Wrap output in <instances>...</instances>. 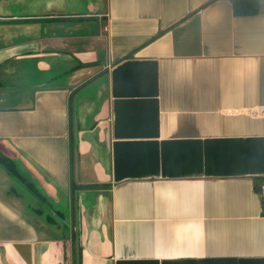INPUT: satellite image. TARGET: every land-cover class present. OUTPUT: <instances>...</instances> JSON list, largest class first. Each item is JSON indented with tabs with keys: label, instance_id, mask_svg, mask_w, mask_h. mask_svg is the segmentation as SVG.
Returning a JSON list of instances; mask_svg holds the SVG:
<instances>
[{
	"label": "crops",
	"instance_id": "crops-1",
	"mask_svg": "<svg viewBox=\"0 0 264 264\" xmlns=\"http://www.w3.org/2000/svg\"><path fill=\"white\" fill-rule=\"evenodd\" d=\"M30 3L0 6L33 18L0 43V141L33 187L98 188L80 198L76 254L0 171V264H264V114L249 113L264 109V0L247 15L231 0ZM63 16L86 17V35L55 34ZM70 116L98 163L78 183Z\"/></svg>",
	"mask_w": 264,
	"mask_h": 264
},
{
	"label": "flooded vegetation",
	"instance_id": "flooded-vegetation-1",
	"mask_svg": "<svg viewBox=\"0 0 264 264\" xmlns=\"http://www.w3.org/2000/svg\"><path fill=\"white\" fill-rule=\"evenodd\" d=\"M4 0H0V6H4L2 4ZM46 17H39V18H35L36 20H43ZM59 19H63V20H69L67 21L68 24L63 23H57L55 24V26L57 25L58 27H60V25H64V31H60L57 30L56 32L58 34H65V32L72 30L75 26H77V24H80L79 20L81 19H85L86 17L84 16H73V17H68V16H63V17H57ZM57 18H53V19H57ZM33 18H27V17H21V16H6V15H0V24H4V25H0V43L1 42H6L8 40H10V38H15L17 35H15V33L13 32L14 29H16V24L17 22L21 23L25 20H32ZM52 19V18H51ZM73 22V26L72 25ZM71 24V25H70ZM66 25V26H65ZM66 27V29H65ZM11 29V31H10ZM57 34V35H58ZM81 66H79V62L75 63V67L70 69L69 72H71L72 70H74L75 68H79ZM67 72V71H65ZM63 74V73H61ZM4 84V83H3ZM6 85V84H4ZM86 120L87 118L82 117L81 121L78 119H76V123H75V128H77L79 126V124L82 123V126L85 127L86 124ZM78 125V126H77ZM2 142V141H0ZM3 144V143H2ZM0 151L5 154L6 156H8V158L11 161V164H13V166L16 168L15 165L20 163L19 160V156L18 154H16V152L12 151L11 149L7 148L6 146L0 145ZM0 167L4 170L5 174L10 178H14L13 177V173L8 171L3 165L0 164ZM15 176V175H14ZM23 178V176L21 175V179ZM29 183H31L29 181ZM34 183V182H32ZM31 183V185H32ZM78 184H75L73 181H70V183L68 184L67 187H55L52 189H47L46 192L44 190V188H42L41 185H39L40 187H33L34 188V193H32V195H34L36 197L37 201H34L32 203L33 208H35L38 211L35 210H28L30 211L32 214H34L37 219L39 221L42 222L43 225L48 226L46 220H48V213L50 214V212L48 210L51 211L50 215H55L57 216L62 222L64 227H66V229L68 230V238H69V243L72 245L73 250L76 251V248H78L79 250V242L77 240L78 237V232L77 230H72V227H76V217L79 214V208H80V198H82V195L84 194H93L92 192H94L96 190V188H98V184L94 183V184H81L78 186H75ZM84 191H90V192H84ZM60 196V197H59ZM49 207V208H48ZM39 208V209H38ZM63 227V228H64ZM80 253V250H79ZM79 258V256H78ZM80 261V258L78 259V262Z\"/></svg>",
	"mask_w": 264,
	"mask_h": 264
},
{
	"label": "rangeland",
	"instance_id": "rangeland-1",
	"mask_svg": "<svg viewBox=\"0 0 264 264\" xmlns=\"http://www.w3.org/2000/svg\"><path fill=\"white\" fill-rule=\"evenodd\" d=\"M86 1L87 0H71V2H72V4H71V6H70V8L71 9H73V8H75V7H79V6H82L83 4H85L86 3ZM2 4L3 5H7V8H8V12H13L14 13V11H15V7L16 6H19L20 8H25L26 6H30V5H32L31 3H30V0H4L3 2H2ZM19 7H16V8H19ZM32 7V6H31ZM28 13H30L29 11H25V13L24 14H18V15H25V14H28ZM9 14V13H8ZM15 16L17 15V14H14ZM44 22V21H43ZM43 22L40 24V23H38V25L37 26H35V31L36 30H43V28L45 27V25H43ZM86 21H82L81 22V24H83V23H85ZM26 24V23H25ZM25 24L24 23H19V22H17V24H16V26H17V28H19V29H24V27H23V25L25 26ZM28 24V23H27ZM26 24V25H27ZM73 24V23H72ZM0 25H4V24H0ZM74 25V24H73ZM66 26V25H65ZM65 29H66V27H65ZM58 30H60V31H64V25H60V27H58ZM57 30V31H58ZM20 31H22V33H24V34H27V32L29 31V30H20ZM61 83V79H59V81H58V83ZM54 83H56V82H54ZM95 82H93V83H91V84H88L84 89H83V91L82 92H85L86 90H88V91H90V89L92 88V89H94L95 88ZM91 89V90H92ZM81 94V93H80ZM79 94V95H80ZM87 95H88V97H89V95H91V91H90V93H86ZM72 99H71V106H73L74 105V103H75V100H76V95L75 96H73V97H71ZM101 102H102V99H101V97H99L98 98V103H99V105L101 104ZM100 110H99V108L97 109V111L95 112V113H97V112H99ZM72 116H70L69 117V130L71 131L72 130V133H71V138H70V144H71V146H72V162H73V169H74V150H75V146H74V141H76V133H77V128H75V125H74V122H73V120H72ZM88 124H89V121L87 120L86 121V124H85V127H87L88 126ZM82 126V123L81 124H79V126ZM95 138H96V140H98V137L95 135ZM99 143V142H98ZM77 146H78V151L80 152V154H82V156H83V158L86 160V161H89V160H91L93 163H96V165H98V163L97 162H95V160H94V156H93V151L94 150H92V148L89 146H84L83 145V143H82V141L81 140H79V141H77ZM83 162V159L80 157V178L81 179H84L85 178V176H86V169H87V167H88V163L87 162ZM0 171L2 172V174L4 173L5 174V172H4V170L0 167ZM22 173V174H21ZM95 174V175H94ZM19 175H23V176H25L26 175V177H25V179L26 180H30V179H28L27 178V175L28 174H25V173H23L22 171L19 173ZM93 176H99V171H98V168L96 169V171L92 174ZM6 176V175H5ZM8 179V178H7ZM9 181H11L10 179H8ZM8 181V182H9ZM6 183H7V181H6ZM13 183V182H12ZM84 192H90V191H84ZM60 197V196H59Z\"/></svg>",
	"mask_w": 264,
	"mask_h": 264
},
{
	"label": "water",
	"instance_id": "water-1",
	"mask_svg": "<svg viewBox=\"0 0 264 264\" xmlns=\"http://www.w3.org/2000/svg\"><path fill=\"white\" fill-rule=\"evenodd\" d=\"M90 26V25H89ZM89 26H82V24H81V26L80 27H77V26H75L72 30H70V31H67V32H65V33H67V34H85V30L87 29V28H89ZM94 26H95V29L94 30H90V35H97L98 33V24L97 23H94ZM49 30H52V28L51 27H49L48 25H46L44 28H43V30L41 31V32H39V33H36V34H38L39 36H50V32H49ZM84 32V33H83ZM55 34H58L57 32H54ZM66 34V35H67ZM63 35H65V34H63ZM86 35V34H85ZM89 35V36H90ZM1 46V45H0ZM93 88V87H92ZM91 88V89H92ZM91 89H90V91H91ZM90 91H88V90H86L84 93H90ZM73 108H74V113L76 114V110H77V103H76V101H75V103H74V105H73ZM76 118H77V116L75 117V123H76ZM79 128H77V133H76V141H74V148H75V150H74V178H75V181L78 183V182H81V178H80V157L83 159V162H85V160H84V158H83V156H82V154H80V152L78 151V146H77V141H79L80 139H79V134H80V132H79ZM89 144L87 143L86 144V146H88ZM89 147V146H88ZM86 174L88 175V177H90L91 176V170H90V168H89V166L87 167V169H86ZM20 176V175H19ZM21 177V176H20ZM91 178V177H90ZM16 180V182H17V184L19 185V187H20V190L19 191H21L22 193L23 192H25L27 195H29V196H33V198H34V200H33V202L34 201H37L36 200V197L34 196V195H32V192H30L25 186H24V184H23V182L20 180V179H18V178H16V177H14L12 180ZM31 207H33L32 205L30 206V208ZM49 208V207H48ZM49 212H50V214H51V211L50 210H48ZM53 216V215H52ZM54 217V219H55V221L57 222L56 224L57 225H53V224H50V227H51V229H52V231H53V234H52V236H51V240L53 241V242H55L57 245L58 244H60L61 245V243L63 242V243H65L66 244V239H63L64 237L66 238V235H67V229H66V227H64V226H62L63 225V222L57 217V216H53ZM64 227V228H63ZM78 242H79V240H78ZM81 242V243H80ZM80 242H79V247L80 246H82L83 245V240L80 238ZM66 252L68 253V248L66 249Z\"/></svg>",
	"mask_w": 264,
	"mask_h": 264
},
{
	"label": "trees",
	"instance_id": "trees-1",
	"mask_svg": "<svg viewBox=\"0 0 264 264\" xmlns=\"http://www.w3.org/2000/svg\"><path fill=\"white\" fill-rule=\"evenodd\" d=\"M231 3H232V8H233L234 13L247 15L250 13H256L255 11L257 9L258 0H231ZM57 19H59V18H57ZM2 143L3 142H0V145H3ZM0 164L3 165L8 171L12 172L13 177H17L18 179L21 180V177L19 176V174H18L16 168L13 166V164H11V161L8 158V156L3 154L1 151H0ZM23 184L30 192L34 193V188L32 187L31 183L23 182ZM78 185H80V183H78ZM78 185H75V186H78ZM27 209L30 211L31 210L38 211L33 207L30 208V206H28ZM48 215H49L48 220H46L47 224L57 225L56 224L57 222L55 221L54 217L52 215H50L49 213H48ZM79 249H80V247H79ZM76 254H79L78 248H76ZM76 258H77V264H78L79 258L77 256H76Z\"/></svg>",
	"mask_w": 264,
	"mask_h": 264
},
{
	"label": "built area",
	"instance_id": "built-area-1",
	"mask_svg": "<svg viewBox=\"0 0 264 264\" xmlns=\"http://www.w3.org/2000/svg\"><path fill=\"white\" fill-rule=\"evenodd\" d=\"M249 113L251 116H256L258 114H264V109L263 108H256V109L249 111ZM259 188H260L261 196L264 198V180L261 182Z\"/></svg>",
	"mask_w": 264,
	"mask_h": 264
}]
</instances>
